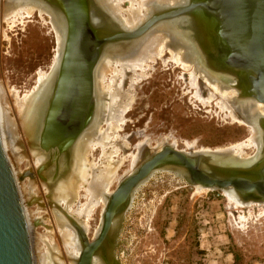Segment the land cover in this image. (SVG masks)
I'll return each instance as SVG.
<instances>
[{"label":"rangeland","instance_id":"rangeland-1","mask_svg":"<svg viewBox=\"0 0 264 264\" xmlns=\"http://www.w3.org/2000/svg\"><path fill=\"white\" fill-rule=\"evenodd\" d=\"M4 1L0 0V85L5 90L4 98L13 120V149L5 145L4 151L22 196L34 264H72L69 258L78 256L79 240L62 215L63 209L67 214L69 209L59 196H54V203L49 194L48 183L56 171L40 169L41 159L29 148L25 125L21 124L17 110V103L31 98L50 74L57 54V34L49 16L39 14L37 8L28 16L23 12L22 17L3 20ZM169 50L172 49L156 57L154 63L147 62L143 68L145 76L133 83L134 99L111 121L116 130L111 133V145L104 147L111 156V166L117 167L110 194L143 159L164 145L187 153L225 149L227 152L222 153L242 160L253 158L261 148L257 140L253 143L255 146H249L251 126L231 120L226 114L228 111L220 109L218 95L208 92L200 77L197 78L199 87L190 85L189 71L180 63L172 62L170 54L174 50L171 53ZM183 59V63H190L185 56ZM39 74L44 78L38 82ZM108 80L109 75L104 81ZM209 93L213 96L210 100ZM100 127L106 128L105 123L101 122ZM141 142L144 150L141 145L137 148ZM240 142L248 145H243V152L237 154L232 148ZM93 149L90 160L98 163L102 158L101 148ZM136 155V165L131 167ZM135 192L132 204L120 213L122 220L112 237L109 254L106 247L110 240L104 242L103 255L109 264L113 260L119 264H264V202L237 207L231 199L235 196L229 192L182 185L165 171H157ZM83 194V190L78 191L74 209L84 204ZM104 208V202L98 204L87 219L85 235L89 242L100 232ZM64 240L75 242L77 255L66 252ZM38 256L43 257L42 263Z\"/></svg>","mask_w":264,"mask_h":264},{"label":"water","instance_id":"water-1","mask_svg":"<svg viewBox=\"0 0 264 264\" xmlns=\"http://www.w3.org/2000/svg\"><path fill=\"white\" fill-rule=\"evenodd\" d=\"M45 1L61 9L66 20L63 50L38 140L51 163L68 152L91 118V74L102 47L129 35L112 28L99 30L89 14L90 0ZM170 12L166 17L186 14L195 21L193 37L211 69L234 74L242 94L264 104V0H188L186 6ZM259 125L264 133V119ZM262 140L264 152V135ZM217 155L213 150L187 153L171 145L150 153L107 196L95 240L89 242L73 225L81 244L75 264H92L95 255L109 264L103 245L113 220L128 207L133 190L157 170H168L182 185L231 188L244 201L264 200V155L250 166L223 164L225 155ZM30 242L15 178L0 141V264H34Z\"/></svg>","mask_w":264,"mask_h":264},{"label":"bare ground","instance_id":"bare-ground-1","mask_svg":"<svg viewBox=\"0 0 264 264\" xmlns=\"http://www.w3.org/2000/svg\"><path fill=\"white\" fill-rule=\"evenodd\" d=\"M187 2L188 0H90L89 14L91 15L93 24L99 25V30L109 31L110 28H112V30H120L123 33H127L129 36L125 35L122 39L114 40L102 47L99 58L93 66L91 74V91L93 94V111L91 118L87 126L70 144L68 152L62 154L60 158L58 157V161L51 163L47 162L48 159L46 153L39 148L38 140L40 128L44 118L45 107L51 96L52 86L63 50L66 20L61 9L53 7L45 0H6L3 2V20H9L19 16L22 17L24 13L28 16L33 9L37 8L39 14L43 12L49 16L50 23L57 34V54H55L56 57L53 59V66L50 74L45 76V78L47 77L46 80H42L44 77L42 74H39L38 82L42 80L43 83L41 82V86L27 101L26 99L24 102L18 101L17 110L19 112L21 124L25 125V132H27L26 138L28 136L27 140L29 148L35 152L36 156L40 157L39 160L41 159L42 165L40 166V169L44 170L49 168L50 172H54L56 169L54 174L55 178L48 183L49 194L53 196V199L59 196L66 208L69 209L68 214L63 209L62 215L67 220L68 224L74 229L76 238H78V236L73 225L76 224L80 227L83 233L87 231V219L90 217L95 206L102 202L106 204L107 194H110L109 187L112 185L115 178L116 166H111V156L108 155V151L104 150L106 145H111L112 143L111 133L114 134L113 130L115 127L111 121L115 120V116L117 114H121L123 110L127 109L129 102L134 99V92H131L133 83L135 84L136 80H140L139 78L145 76L143 68H145L147 62L151 61L154 63L156 57L160 58L167 49L174 50L173 53H171L172 50H169L172 62H175L178 65L180 63L182 68L189 71L188 77L190 78L189 82L192 87L198 86L197 78L200 77V79L204 82V84L202 83L204 86H202L207 88L208 92L210 91L218 95V104L221 103L219 105L220 109L228 111L226 114L231 120H240L251 126V135L250 138L247 139L249 146L252 144L253 147V143L256 142V140L259 144H261V148L258 152H256V155L249 160H242L234 157L231 158V156L226 153H222L227 152L224 151L225 149H221L222 152L218 150L215 152V154H219L217 156L225 155L221 158L222 163L230 164L231 166H250L260 162L262 156L264 155V152L262 151V139L264 133L263 129L259 125V122L264 119V104L256 100L254 96H244L239 88V84L236 81L234 74L210 68L204 54L200 51L199 46L193 37L191 25L195 21H192L190 15L187 16L185 14L171 18L166 17V14H170L171 10L186 6ZM13 22L14 21H12V23ZM172 29H174V31ZM183 56H185L186 61H190V63L195 66L194 69L192 68L193 65L190 63V65L183 63ZM137 70H139V73H136ZM108 75L109 80L108 82H105L104 79ZM124 81H126V86H124ZM233 89L236 90L238 98H235L236 94ZM197 90L200 91V88H197ZM4 91L0 85V141L2 150L8 160L4 151V146L8 145L13 149L11 144L13 136V120L10 118L8 113L7 102L4 98ZM209 94L210 96L208 95L207 98L210 97L212 99L213 96H211V93ZM197 96L198 97L196 99H199V95ZM237 102L239 105H237ZM234 104L237 105V107H235ZM101 122L105 123L106 128L100 127ZM165 140L168 139L166 138ZM162 142L163 140H161L160 143ZM242 142L237 143L235 146L233 145V148L231 146L233 150L238 152L237 154H241L240 152H243L241 151V148L243 149V145H248V143L242 144ZM160 143L157 144L159 145ZM173 143H175V141ZM142 144L144 143L141 142L138 144L137 148L140 147L139 145H141L142 148ZM96 146H99L102 152V158L98 163H94L90 160V154ZM141 150L144 149L142 148ZM132 159L131 167L134 166L137 160V155L133 156ZM144 160H146V158L143 159V161ZM137 167L138 166H136V168ZM157 171L169 172L168 170L162 169ZM157 171L153 172L150 177H152ZM28 175L33 177L32 173H29ZM14 178L19 192L15 175ZM118 181L119 180L116 179V182ZM143 182L131 193L128 207L132 204L131 202L133 196L135 198V191L141 187ZM197 187L203 188L200 186ZM81 190L84 192L83 198L85 199V202L82 205L80 204L81 206L74 209L73 203H75L77 199L78 191ZM224 191L229 192V194L236 197H231L234 202L231 199H228L235 203L237 207H245L250 203L253 204V202L257 203V205L258 203L264 202V200L257 201L255 199H248L244 201L241 196L231 188ZM21 197L20 200L22 203ZM53 202L55 203V199ZM23 213L30 237L29 224L24 208ZM245 213L246 212L243 211V218ZM121 220L122 216L120 214L117 215L112 222L111 229L108 233V240H110V242H107L106 247L108 254L111 252L113 246L112 237L116 234ZM72 239L73 236L71 237V240ZM78 240L79 239H77V242ZM70 241H63L66 242L64 243L66 252L68 251L71 254L78 253L75 242ZM78 244L81 250L80 242H78ZM38 257L42 263L44 260L43 257ZM77 257L69 258L71 259L70 262L75 264ZM96 262L100 264L103 263L102 260L95 255L92 258V264H96Z\"/></svg>","mask_w":264,"mask_h":264},{"label":"flooded vegetation","instance_id":"flooded-vegetation-1","mask_svg":"<svg viewBox=\"0 0 264 264\" xmlns=\"http://www.w3.org/2000/svg\"><path fill=\"white\" fill-rule=\"evenodd\" d=\"M174 31V29H172Z\"/></svg>","mask_w":264,"mask_h":264}]
</instances>
